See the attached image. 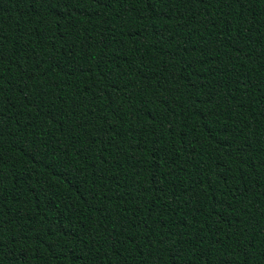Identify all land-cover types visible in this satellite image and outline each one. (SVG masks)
I'll list each match as a JSON object with an SVG mask.
<instances>
[{
    "label": "trees",
    "instance_id": "trees-1",
    "mask_svg": "<svg viewBox=\"0 0 264 264\" xmlns=\"http://www.w3.org/2000/svg\"><path fill=\"white\" fill-rule=\"evenodd\" d=\"M0 264H264V0H0Z\"/></svg>",
    "mask_w": 264,
    "mask_h": 264
}]
</instances>
